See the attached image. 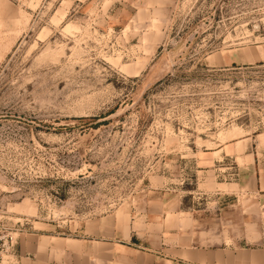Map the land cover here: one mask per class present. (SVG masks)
<instances>
[{
	"label": "rangeland",
	"instance_id": "obj_1",
	"mask_svg": "<svg viewBox=\"0 0 264 264\" xmlns=\"http://www.w3.org/2000/svg\"><path fill=\"white\" fill-rule=\"evenodd\" d=\"M247 51L264 59V0H0V223L68 237L156 194L214 199L233 181L211 149L264 148Z\"/></svg>",
	"mask_w": 264,
	"mask_h": 264
},
{
	"label": "crops",
	"instance_id": "obj_2",
	"mask_svg": "<svg viewBox=\"0 0 264 264\" xmlns=\"http://www.w3.org/2000/svg\"><path fill=\"white\" fill-rule=\"evenodd\" d=\"M130 1L156 8L161 0ZM247 53L250 65L264 60ZM232 63L227 57L213 66ZM241 143L218 144L204 159L207 167L222 163L233 182L199 208L156 194L137 214L115 211L90 220L79 235L22 234L11 264H264V148Z\"/></svg>",
	"mask_w": 264,
	"mask_h": 264
},
{
	"label": "built area",
	"instance_id": "obj_3",
	"mask_svg": "<svg viewBox=\"0 0 264 264\" xmlns=\"http://www.w3.org/2000/svg\"><path fill=\"white\" fill-rule=\"evenodd\" d=\"M8 230L0 223V264H4L8 256L14 258L16 256V246L18 244V231ZM12 259H10L11 261ZM11 263V262H10Z\"/></svg>",
	"mask_w": 264,
	"mask_h": 264
}]
</instances>
